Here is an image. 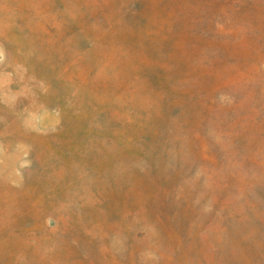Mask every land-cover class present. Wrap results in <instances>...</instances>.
<instances>
[{
  "label": "rangeland",
  "instance_id": "374dc122",
  "mask_svg": "<svg viewBox=\"0 0 264 264\" xmlns=\"http://www.w3.org/2000/svg\"><path fill=\"white\" fill-rule=\"evenodd\" d=\"M0 264H264V0H0Z\"/></svg>",
  "mask_w": 264,
  "mask_h": 264
}]
</instances>
